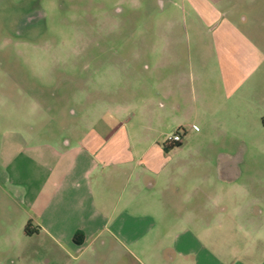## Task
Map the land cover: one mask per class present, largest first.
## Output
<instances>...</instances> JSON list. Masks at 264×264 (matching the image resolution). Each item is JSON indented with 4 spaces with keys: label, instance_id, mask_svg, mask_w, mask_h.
Listing matches in <instances>:
<instances>
[{
    "label": "crops",
    "instance_id": "obj_1",
    "mask_svg": "<svg viewBox=\"0 0 264 264\" xmlns=\"http://www.w3.org/2000/svg\"><path fill=\"white\" fill-rule=\"evenodd\" d=\"M187 1L217 33L218 72L201 73L191 91L182 76L173 83L179 73H156L141 111L119 104L78 140H5L4 192L14 205L1 216L37 238L56 264H74L100 239L109 264H264V194H253L264 184L242 178V156L166 150L173 145L168 133L179 127L185 131L177 152L194 138H252L236 128L251 108L264 127V72L255 70L264 54L245 32L248 17L233 16L247 1ZM173 58H158L155 67Z\"/></svg>",
    "mask_w": 264,
    "mask_h": 264
},
{
    "label": "rangeland",
    "instance_id": "obj_2",
    "mask_svg": "<svg viewBox=\"0 0 264 264\" xmlns=\"http://www.w3.org/2000/svg\"><path fill=\"white\" fill-rule=\"evenodd\" d=\"M246 1L239 5L241 13L235 10L226 19L246 15L245 32L264 54V0ZM204 21L187 0H0V264L58 262L37 238L22 234L16 222L1 216L12 211L13 204L4 192L9 189L2 155L6 138L21 136L38 146L78 140L88 126L115 114L119 104L129 103L132 111H141V96L153 91L149 84L156 73H179L173 83L182 76L191 91L199 85L201 73L211 76L221 68L217 33L208 30ZM161 57L174 58L156 68ZM261 60L255 70L264 72ZM211 80L206 83L211 85ZM245 112L237 133L243 135L247 128L255 134L252 138L218 142L194 138L179 152L173 147L166 150L237 153L242 156V178L264 184L260 111ZM261 193L264 190L253 192ZM88 249L74 264L110 263L101 239ZM132 262L128 258L126 263Z\"/></svg>",
    "mask_w": 264,
    "mask_h": 264
},
{
    "label": "built area",
    "instance_id": "obj_3",
    "mask_svg": "<svg viewBox=\"0 0 264 264\" xmlns=\"http://www.w3.org/2000/svg\"><path fill=\"white\" fill-rule=\"evenodd\" d=\"M184 127H179L177 130L168 133L166 143L167 144H178L183 140Z\"/></svg>",
    "mask_w": 264,
    "mask_h": 264
},
{
    "label": "trees",
    "instance_id": "obj_4",
    "mask_svg": "<svg viewBox=\"0 0 264 264\" xmlns=\"http://www.w3.org/2000/svg\"><path fill=\"white\" fill-rule=\"evenodd\" d=\"M173 146H175V145L173 144V145H171L170 147H173ZM26 231H27L28 233L31 232L30 229H29V223H28V225L26 226ZM79 234H80V233L76 234V236H75V239H76V240L78 239Z\"/></svg>",
    "mask_w": 264,
    "mask_h": 264
}]
</instances>
